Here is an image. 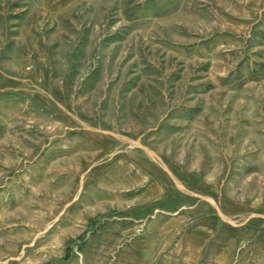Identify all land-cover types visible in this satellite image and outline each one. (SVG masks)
<instances>
[{
  "label": "rangeland",
  "instance_id": "rangeland-1",
  "mask_svg": "<svg viewBox=\"0 0 264 264\" xmlns=\"http://www.w3.org/2000/svg\"><path fill=\"white\" fill-rule=\"evenodd\" d=\"M0 264H264V0H0Z\"/></svg>",
  "mask_w": 264,
  "mask_h": 264
}]
</instances>
